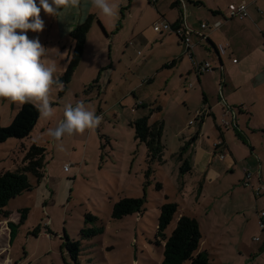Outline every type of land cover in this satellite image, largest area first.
<instances>
[{
    "label": "rangeland",
    "instance_id": "1",
    "mask_svg": "<svg viewBox=\"0 0 264 264\" xmlns=\"http://www.w3.org/2000/svg\"><path fill=\"white\" fill-rule=\"evenodd\" d=\"M171 1L110 0L116 5L112 16L92 0H79L78 6L62 9L58 17L41 11L45 28L39 33L29 30L28 36L38 37L46 47L43 61L55 65L54 77L62 86L50 89L53 116L41 114L29 137L0 143V173L23 166L33 144L46 148L45 177L37 184L30 174L33 189L0 211V264H161L165 242L156 233L166 202L179 205L167 235L182 215L196 218L202 231L200 250L208 252L210 264H264L259 217L264 210V32L251 22L249 27L256 30L255 35L248 31L252 37L242 33L233 43L220 42L219 46L231 45L222 54L223 66L216 52L206 54L203 46L191 58L180 47L177 33L153 31L164 8L165 17L175 14ZM191 1L188 21L198 27L207 21L210 6L243 0ZM246 2L264 11V0ZM89 13L96 18L82 58L66 82L74 44L70 32ZM229 22L241 26L242 20ZM214 31L221 41L224 29ZM142 34L153 37L149 46H139L140 50L127 46ZM176 57L174 67H164ZM195 59L210 60L213 66L200 82ZM225 97L238 113V103L247 104L249 115L238 117L241 128L220 127L224 117L219 104ZM79 101L101 116L100 123L60 140L51 137L48 130L63 119L65 105ZM142 101L162 107L151 118L152 123H165L160 149L152 152L130 125L148 113L146 105L138 107ZM31 103L38 106L37 101ZM22 104L0 98L2 126L12 122ZM209 105L216 116L207 112ZM221 131L226 133L223 138ZM223 139L229 149L215 145ZM247 170L252 176L246 185ZM124 197L144 198L142 212L114 218V204ZM9 222L15 223L13 239ZM91 229L100 232L89 235ZM65 236L80 242L78 261L72 259Z\"/></svg>",
    "mask_w": 264,
    "mask_h": 264
},
{
    "label": "trees",
    "instance_id": "2",
    "mask_svg": "<svg viewBox=\"0 0 264 264\" xmlns=\"http://www.w3.org/2000/svg\"><path fill=\"white\" fill-rule=\"evenodd\" d=\"M95 18V14L89 13L86 19L70 32L74 44L69 53V67L63 78L66 82L70 80L75 67L82 58L87 35ZM100 24L103 27L101 22ZM173 26L180 27L181 20L179 19ZM208 41L212 43L210 39H208ZM216 49L218 52V47H216ZM175 62L176 60H174L171 65H174ZM220 63L223 66L222 59ZM40 116L41 112L38 110V106L31 102L23 103L8 126H2L0 123V143L6 142L10 138L24 139L29 137ZM130 125L135 129L136 138L145 142L150 152L160 149L159 144H161L160 137L164 128V121L158 120L151 123L150 116L145 115L132 121ZM194 136L193 140L195 141L199 136V132ZM45 167L46 148L33 144L24 158L23 166L1 172L0 211L8 205L11 199L25 191L33 189L34 184L30 174L33 175L36 183L39 184L45 177ZM188 167L190 168V166ZM144 202V198L124 197L114 204L112 216L114 218H123L134 212H142ZM178 207L179 205L176 202H166L161 206L156 233V237L159 241L165 242L164 259L161 264H210L208 252L206 250H200L202 231L200 223L196 218L189 215H182L171 235H167L166 230L173 221ZM25 211L26 210H24V212ZM24 212L21 214L22 216ZM8 215L9 212L5 211V216ZM9 224L11 227V239H13L15 223L9 222ZM98 232H100L99 229H91L89 235H95ZM65 239V245L72 259L78 261L80 255V242L70 239L68 236H65Z\"/></svg>",
    "mask_w": 264,
    "mask_h": 264
},
{
    "label": "clouds",
    "instance_id": "3",
    "mask_svg": "<svg viewBox=\"0 0 264 264\" xmlns=\"http://www.w3.org/2000/svg\"><path fill=\"white\" fill-rule=\"evenodd\" d=\"M107 16L115 13L110 0H92ZM79 0H0V98L13 102H38L44 117L53 116L50 89L62 81L54 77L55 65L43 61L46 47L38 37L29 38L28 31L41 32L45 21L41 11L58 17L62 9L76 7ZM101 116L90 110L84 101L66 104L63 119L48 134L60 140L65 134L82 133L96 127Z\"/></svg>",
    "mask_w": 264,
    "mask_h": 264
},
{
    "label": "crops",
    "instance_id": "4",
    "mask_svg": "<svg viewBox=\"0 0 264 264\" xmlns=\"http://www.w3.org/2000/svg\"><path fill=\"white\" fill-rule=\"evenodd\" d=\"M150 1L152 3H155L156 4L159 0L156 1V2L153 1V0H150ZM187 1L192 2L191 0H172L170 4H171V6H174L173 9L176 10L175 14L172 15L171 17H168V18L165 17V16H168L167 15L168 13H167L166 8H164V10L161 11V14H162L161 15V19L158 20V21H156V22L168 21V22H170L173 25V24H175L180 19L181 20V26L187 25L193 31L192 40L195 43V50L198 49V48H200L201 46H203L204 50L206 51V54L216 52L217 56L219 57L220 62H221V59H222V55L220 57V55H219V53L217 52V49H216V47L219 46L218 44L220 42H223V40L224 41H227L228 40V41H231L233 43V40L239 38V36H241L242 33L247 34L246 37H248V36L252 37V34H248V31H252V33L255 35L256 30L249 27V24H251V22H253L255 24L256 28L258 27L260 31L264 32L263 31L264 29H261V27H260L262 25V23H263L262 20L264 18V15L262 14V12H264V11H262L260 9V7H257V5H251V3L248 2L249 17H247L245 19H240V20H242L241 26H239V23L236 24V26H235L234 22H229V21H232V19H235V18L227 19V18H225L224 15L227 12V9H228V7H229L230 4H238L240 2H237V3H235V2H229L228 4L226 3L225 5H219L218 3H216L215 5H212V6L209 7L210 15L207 17L208 19H207L206 22L209 24L210 27H212L218 21H221L222 24H221V26L219 28H206V29H204V28L201 27V22L202 21L200 22V25L198 27L193 26L188 21L189 13L187 12V6H188ZM243 1H246V0H243ZM197 2H199V1H197ZM200 3H201V1H200ZM200 5H202V3ZM128 7L129 8L133 7V3L129 4ZM181 7L186 8L185 10H186L187 13L184 14V12H183V10H182ZM156 22L154 23V25L156 24ZM154 25H153V31H154V33H158L159 35L169 34V32H166V31H162V32L155 31L154 30ZM220 28H223L224 29V31H223V36L224 37H223V39L221 41H219L218 39H216V35H215L216 32L214 31V30H217V29H220ZM207 29H209L211 31V33H206V30ZM263 35H264V33H263ZM208 39H210L212 41V43H209ZM153 40H154L153 37L147 38L146 36H144V34H142L141 36H138L137 35V37L134 38L133 41H129V43L127 44V46H132L134 49H135L136 46L138 48H139V46L142 47V48H145L146 46H149L151 44V42H153ZM179 45H180V47L182 46L183 47V50H184V46L182 44L181 38L179 40ZM238 45L241 48V45L242 44L241 43H238ZM229 47H231L230 44H229ZM140 49L141 48H139V50ZM183 59H184V57L182 56L179 59V61H183ZM174 60H176V62L174 63V65H171V63ZM207 61L211 62L210 60H207ZM177 62H178V58L177 57L176 58H173L171 60V62L169 64L165 65L164 67L165 68H172V67H174L177 64ZM234 63L235 64H238V66H237L238 69L239 68L242 69L240 62H234ZM194 70H195V68H194ZM195 74H197V76H198L197 78H198V80L200 82V76L202 74L199 75L196 71H195ZM221 92H222V94H224V88L221 89ZM225 98L226 99L220 100V104H219V105L222 104L221 110H222V115L224 117L223 119H226V120L233 119L232 113L230 111H228L229 109H235L236 110V113H237L236 114V121H238L239 115H243V114H248L249 115V109L247 108V106H246L247 104L246 103H244V102L238 103L239 106L241 107V109L239 110V113H238V110L235 108L236 105H234L235 103H230L228 101V97H225ZM204 100H205L206 103L208 102V99H207L206 96L204 97ZM224 103L227 106H225ZM144 105L147 106L146 109H148V113L144 114L143 116L149 115L150 116V122H151V118H152L153 114L156 111L160 112L162 110V107L159 106V105L158 106L155 105V104L154 105H152V104L151 105H148L145 102H143L142 104L138 105V107L144 106ZM209 109H210V111H207V112L210 113V114L215 115L214 111L211 110V105H209ZM224 115H227V117L229 116L230 118L227 119V117H225ZM197 119H199V118H197ZM164 125H165V123H164ZM220 127H223L226 130V129H228L231 126L226 127L223 124H221ZM237 127L238 128H241V125H238V122H237L236 125H234V128H237ZM221 133H222L221 136L223 138L226 133L223 132V131H221ZM223 141H224L223 142V146H221V147L222 148L224 147V148H228L229 149L228 143H226V141L224 139H223ZM216 142H218V141H216ZM202 163H203V161H202ZM203 164H205V163H203Z\"/></svg>",
    "mask_w": 264,
    "mask_h": 264
},
{
    "label": "built area",
    "instance_id": "5",
    "mask_svg": "<svg viewBox=\"0 0 264 264\" xmlns=\"http://www.w3.org/2000/svg\"><path fill=\"white\" fill-rule=\"evenodd\" d=\"M153 1L156 2L158 0H153ZM262 14L264 15V12H262ZM224 16L227 19H230V18L231 19L232 18L245 19V18L249 17L248 3L246 1H243V2H240L238 4H230L228 9H227V12L225 13ZM221 24H222V22L218 21L212 27H210L207 22H202L201 27L204 29H206V28H219L221 26ZM154 30L157 32L166 31V32L177 33L182 40V44L184 46V53L189 55L191 58L195 57V43L192 40L193 31L187 25L175 27L168 21L156 22V24L154 25ZM228 46H229L228 43L227 44H221L220 46H218L219 54L222 55V54L226 53ZM233 61L237 62V60L235 58ZM193 62H194L195 71L199 75L203 74L204 72L211 70L213 68L212 64L207 60H204V61L197 60L196 61V59H195V61H193ZM228 111H230L232 113L233 119L232 120H226V119L222 120V124L226 127L237 124L236 110L235 109H229ZM222 144H223L222 141H218L217 143H215L216 146H221ZM221 157H224V154H221ZM65 170H69V167L66 166ZM245 175H246L245 184L247 185L250 183V178L252 176V173L247 170ZM259 217H260L261 227H262V229H264V210L260 213ZM256 239L259 240V237H256Z\"/></svg>",
    "mask_w": 264,
    "mask_h": 264
}]
</instances>
